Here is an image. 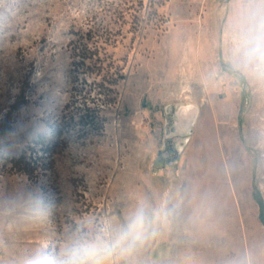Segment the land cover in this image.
Listing matches in <instances>:
<instances>
[{"label": "rangeland", "instance_id": "1", "mask_svg": "<svg viewBox=\"0 0 264 264\" xmlns=\"http://www.w3.org/2000/svg\"><path fill=\"white\" fill-rule=\"evenodd\" d=\"M225 4L0 0V126L24 117L39 131L0 159V177L40 181L58 196L20 246L51 245L141 197L180 195V222L146 246L143 264H222L264 247V90L225 68ZM190 100L189 133L177 110ZM201 202L211 216L193 227Z\"/></svg>", "mask_w": 264, "mask_h": 264}, {"label": "clouds", "instance_id": "2", "mask_svg": "<svg viewBox=\"0 0 264 264\" xmlns=\"http://www.w3.org/2000/svg\"><path fill=\"white\" fill-rule=\"evenodd\" d=\"M220 47L228 74L264 90V0H226ZM37 134L24 117L0 126V159L10 157L26 138ZM15 177H0V260L6 264H143L146 246L183 215L180 195L155 202L141 197L121 215L85 220L66 228L51 245L25 248L19 244L20 233L47 224L58 207V196L40 181ZM210 216V205L201 202L188 223L203 227ZM222 264H264V247L226 255Z\"/></svg>", "mask_w": 264, "mask_h": 264}, {"label": "bare ground", "instance_id": "3", "mask_svg": "<svg viewBox=\"0 0 264 264\" xmlns=\"http://www.w3.org/2000/svg\"><path fill=\"white\" fill-rule=\"evenodd\" d=\"M192 105H195L193 103H188L187 107L182 108L178 112V118L180 121H183L182 128H184L185 131L190 130V125H194L197 121V116H195V110L191 107Z\"/></svg>", "mask_w": 264, "mask_h": 264}, {"label": "water", "instance_id": "4", "mask_svg": "<svg viewBox=\"0 0 264 264\" xmlns=\"http://www.w3.org/2000/svg\"><path fill=\"white\" fill-rule=\"evenodd\" d=\"M187 105H188V104H187ZM187 105H181V106H179V107H178V110H177V114H178V112H179L182 108L187 107ZM191 107L195 110V116H197V114H198V106H197V105H192ZM191 126H192V125H190V130L188 131L189 133L192 131ZM181 127H182V126H181ZM186 132H187V131H186Z\"/></svg>", "mask_w": 264, "mask_h": 264}, {"label": "trees", "instance_id": "5", "mask_svg": "<svg viewBox=\"0 0 264 264\" xmlns=\"http://www.w3.org/2000/svg\"><path fill=\"white\" fill-rule=\"evenodd\" d=\"M23 100H25V99H19V100H17L14 103L13 108L14 109H19L22 106L23 102H24ZM19 160L22 161L23 160V157H21Z\"/></svg>", "mask_w": 264, "mask_h": 264}, {"label": "crops", "instance_id": "6", "mask_svg": "<svg viewBox=\"0 0 264 264\" xmlns=\"http://www.w3.org/2000/svg\"><path fill=\"white\" fill-rule=\"evenodd\" d=\"M183 64H185V62H183ZM179 88H181V89H185V88H184V85L180 86ZM188 103H193V104L196 105L195 101H192V100H190V102H188Z\"/></svg>", "mask_w": 264, "mask_h": 264}]
</instances>
